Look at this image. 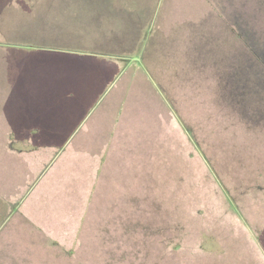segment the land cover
Instances as JSON below:
<instances>
[{"label": "rangeland", "instance_id": "1", "mask_svg": "<svg viewBox=\"0 0 264 264\" xmlns=\"http://www.w3.org/2000/svg\"><path fill=\"white\" fill-rule=\"evenodd\" d=\"M156 2L116 126L0 129V264H264V0Z\"/></svg>", "mask_w": 264, "mask_h": 264}, {"label": "crops", "instance_id": "2", "mask_svg": "<svg viewBox=\"0 0 264 264\" xmlns=\"http://www.w3.org/2000/svg\"><path fill=\"white\" fill-rule=\"evenodd\" d=\"M134 1L0 0V129L81 138L116 126L124 99L113 91L125 66L118 75L112 66L141 59L158 35L159 3L135 10ZM112 101L113 110L103 107Z\"/></svg>", "mask_w": 264, "mask_h": 264}, {"label": "trees", "instance_id": "3", "mask_svg": "<svg viewBox=\"0 0 264 264\" xmlns=\"http://www.w3.org/2000/svg\"><path fill=\"white\" fill-rule=\"evenodd\" d=\"M141 59L144 60V52L141 55ZM162 91L164 92V88H162Z\"/></svg>", "mask_w": 264, "mask_h": 264}]
</instances>
